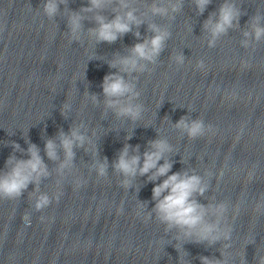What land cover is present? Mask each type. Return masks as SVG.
I'll list each match as a JSON object with an SVG mask.
<instances>
[{"label":"clouds","instance_id":"obj_1","mask_svg":"<svg viewBox=\"0 0 264 264\" xmlns=\"http://www.w3.org/2000/svg\"><path fill=\"white\" fill-rule=\"evenodd\" d=\"M190 3L194 6L196 15L200 16L212 0H190ZM184 4L185 0H152L151 3H147L146 0H87V6L73 10L68 6L69 0H42L37 10L42 11L43 16L49 21H56L63 10L67 28L64 35L69 43L83 44L86 40L93 45L95 51L96 45L113 44L128 33H132L138 41L126 47L123 53H114L111 59L95 57L89 59L103 60L109 69H115L103 77L100 85L102 94L87 92L89 101L96 107L102 104L105 119L111 113L123 123L134 125L131 134L124 128L113 130L123 129L127 134L123 147L111 165L107 157H100L97 133L84 121L74 122L67 132L60 129L55 138L46 139L44 153L49 160L58 161L56 167V175L60 178L58 183L73 175L77 148H84L92 156L90 173L95 172L97 177L106 178L111 167L112 172L120 178V186L126 190L135 189L138 192L140 184L137 178L146 176L147 181L154 184L151 196L154 206L149 210L148 201L138 200L137 215L143 216L145 220L155 219L163 225L165 236L176 241L174 247L178 254L180 247L185 243L203 244L206 247H213L219 243L221 247L218 251L221 258L201 255L198 257L200 264H230L226 253L232 248L230 242L233 228L230 224L222 227L223 219L226 215L229 216L230 205L224 201H210L205 204L198 199L209 190L212 174L209 172L201 175L187 168L172 172L173 161L170 157L174 152V146L166 137L160 136L157 130V138L149 140L143 152L140 151L139 144L133 146L127 143L146 111L140 102L141 92L137 88L140 75L151 74L160 62L161 53L172 36L170 22L183 11ZM240 5L237 0H223L215 11L209 13L202 25V31L208 37L209 48L216 47L217 42L227 36L230 30L240 28V17L246 14ZM30 7L32 8L31 4ZM109 12L111 15L105 14ZM155 17L169 23H156L153 19ZM85 21L93 26L85 28ZM143 24H147L150 35H141L139 28ZM241 34L243 39L240 45L244 49H254L257 44L264 41V13L257 12L250 16ZM95 56L101 57L96 51ZM170 58L179 68L184 65L187 57L183 51H178L172 53ZM204 67L203 59L197 61L198 70ZM71 110V104L61 105L60 112L65 118H68ZM174 127L190 139H197L209 133L215 134L212 125H206L202 119L197 116L193 118L189 114L181 116ZM25 143L28 145L27 149L21 148L19 143L10 142L13 151L6 159L4 169L0 170V199L18 200L27 192L34 198L32 207L40 212L48 208L54 199L58 202L61 194L50 196L47 192L41 191L42 181L49 179L52 173L41 156L39 147L28 139H25ZM16 153L28 158L18 157ZM205 176L209 179L206 180ZM75 183L80 187L87 181L81 176L75 178ZM137 183L138 186L134 187ZM29 185H33L31 191H28ZM30 216V213L23 216L26 225L31 223ZM41 219L43 220V217ZM255 242L253 235L247 245ZM221 248L224 251H221ZM183 250L189 255L184 247ZM253 260L254 264H264V252L256 249ZM243 264H247L245 256Z\"/></svg>","mask_w":264,"mask_h":264}]
</instances>
